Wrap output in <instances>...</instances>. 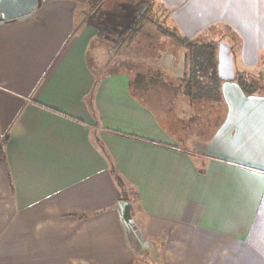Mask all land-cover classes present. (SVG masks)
<instances>
[{
    "label": "crops",
    "instance_id": "1",
    "mask_svg": "<svg viewBox=\"0 0 264 264\" xmlns=\"http://www.w3.org/2000/svg\"><path fill=\"white\" fill-rule=\"evenodd\" d=\"M156 2L185 38L235 33L237 52L216 40L220 106L179 90L187 51L160 33L96 72L113 40L78 0L0 24V264H264V92L235 82L264 71V0Z\"/></svg>",
    "mask_w": 264,
    "mask_h": 264
},
{
    "label": "trees",
    "instance_id": "2",
    "mask_svg": "<svg viewBox=\"0 0 264 264\" xmlns=\"http://www.w3.org/2000/svg\"><path fill=\"white\" fill-rule=\"evenodd\" d=\"M135 4V0H128ZM157 3L155 0L139 2L136 5V19L129 28L122 31L121 27L109 34V39L115 41L116 45H120V49L125 43H130L144 33L145 24L148 21L147 15L152 11L153 5ZM159 5L161 9L163 5ZM159 33L171 38L179 46L187 51L185 58L186 71L181 77V86L179 90H183L186 97L192 102L207 101L212 105L220 106L222 104L221 86L222 80L218 72L217 51L218 43L207 42L203 39H188L171 31L159 30ZM264 73V72H263ZM263 73L258 72H243L239 71L235 82L240 86L243 93L248 96H259L264 92ZM163 75L160 71H151L150 73L137 74L136 80L142 82L145 80L162 79ZM149 78V79H148ZM0 148V154L2 155ZM116 181L120 188H123L121 180L116 176ZM123 201H129L128 198H123ZM130 229L135 225H130Z\"/></svg>",
    "mask_w": 264,
    "mask_h": 264
},
{
    "label": "rangeland",
    "instance_id": "3",
    "mask_svg": "<svg viewBox=\"0 0 264 264\" xmlns=\"http://www.w3.org/2000/svg\"><path fill=\"white\" fill-rule=\"evenodd\" d=\"M78 1L82 3L83 7H87L89 9V14L90 17H92V19L98 18L102 23L103 21L102 17L105 16L104 18L105 22L102 23L101 27H103V30L107 32V33L105 32L106 35H109L111 33L110 31H114L117 29L116 25H120L122 31L129 28L130 25L133 24V22L136 19L135 9L137 3L143 1L146 2L148 0H135L136 2L135 4H132L128 0H78ZM152 7H153L152 11L149 12V14L147 15L148 21L144 26L145 29L143 36L146 37L147 35H154L155 33L159 34V30L175 32L180 36H182L181 33L179 32V28H177L171 23L173 22L172 10H170L168 7H165L164 5L160 9L158 3H155ZM108 18L111 19L108 20ZM80 19H82L81 16ZM200 35L211 36L214 38L215 40L214 42H216V40L219 39L218 37L227 39L228 42H230V39L232 37L235 38V33L232 32L229 28L225 27L223 24L209 27L208 29L204 30ZM231 42L235 46L234 48L235 52H237L236 50L238 49L239 42L236 41L235 39L234 40L231 39ZM103 44L107 45V51L105 53V57L103 58V60L100 61L96 58L92 59V57L90 59L92 60L93 69L96 72L98 71L101 74L103 71V74L104 73L109 74L116 71L117 69L116 67H113L111 61L114 54L120 52L121 49H120V45L115 44L114 39L113 41H109V43H103ZM127 44L128 43H125V45ZM169 45H170L169 48L164 47L166 50H169L167 51V53L165 52L167 58L170 57L171 59L173 58L174 60H176L179 56H181L182 53H185V49L179 46L177 43H175V41L171 39H169ZM166 56L163 57L166 58ZM107 63L110 65H108L105 69H103L102 65L104 64L107 65ZM173 70H174L173 68H169L170 76ZM261 72L263 73L264 71ZM166 75H168V71L166 72ZM263 78H264V73H263ZM163 80L164 78L163 79L158 78L153 81L157 82ZM0 146H1L0 148H2V145ZM1 156L2 155L0 154V157ZM125 202H129L131 204L130 201H125ZM131 215L133 219L132 224L136 226L132 213V206H131Z\"/></svg>",
    "mask_w": 264,
    "mask_h": 264
},
{
    "label": "water",
    "instance_id": "4",
    "mask_svg": "<svg viewBox=\"0 0 264 264\" xmlns=\"http://www.w3.org/2000/svg\"><path fill=\"white\" fill-rule=\"evenodd\" d=\"M47 0H0V24L19 21L33 16ZM121 220L125 226L133 222L131 215V204L122 201Z\"/></svg>",
    "mask_w": 264,
    "mask_h": 264
}]
</instances>
